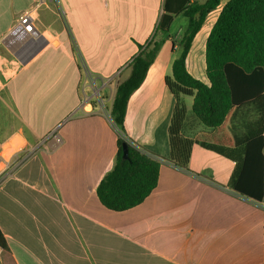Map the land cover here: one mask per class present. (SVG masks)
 Here are the masks:
<instances>
[{
	"label": "crops",
	"instance_id": "crops-1",
	"mask_svg": "<svg viewBox=\"0 0 264 264\" xmlns=\"http://www.w3.org/2000/svg\"><path fill=\"white\" fill-rule=\"evenodd\" d=\"M229 1L208 14L187 57L188 72L207 85V39ZM127 2L129 34L113 41L102 65L99 42L91 40L90 29L74 24V18L82 20L74 13L78 0H0V41L30 11L41 33L33 48L17 55L0 47V96L20 121L0 123V139L7 158L24 159L0 186V231L13 264H264V202L228 189L236 163L195 145L189 169L204 177L199 179L167 161L176 101L165 80L173 76L187 18L175 29L179 16L174 18L126 114L125 138L160 158L158 185L130 210L114 212L101 204L97 187L114 166L118 139L111 119L117 86L111 92L105 83L117 73L119 83L129 77L130 62L163 14L164 0ZM54 3L70 14L67 19ZM183 100L182 135L211 133L192 113L194 97Z\"/></svg>",
	"mask_w": 264,
	"mask_h": 264
},
{
	"label": "trees",
	"instance_id": "trees-1",
	"mask_svg": "<svg viewBox=\"0 0 264 264\" xmlns=\"http://www.w3.org/2000/svg\"><path fill=\"white\" fill-rule=\"evenodd\" d=\"M220 3L221 0H207L204 4L195 0H164L154 36L145 47L140 46V53L129 64V77L117 85L111 109L118 137L117 154L113 168L97 187V196L108 210L133 209L158 185L160 158L125 138V122L130 98L144 83L178 16L187 18L188 25L180 41V55L173 63V76L165 80L176 101L168 128L167 161L204 179L189 169L192 149L199 145L211 150L236 163L228 185L230 191L256 203L264 202V0H230L223 7L206 43L208 85L187 70L194 39L208 14ZM185 96L194 97L192 113L202 125L213 129L211 133L195 138L182 135L187 114ZM0 110L7 111L1 102ZM124 143L128 144V159L123 158ZM0 248V264H13L1 231Z\"/></svg>",
	"mask_w": 264,
	"mask_h": 264
},
{
	"label": "rangeland",
	"instance_id": "rangeland-1",
	"mask_svg": "<svg viewBox=\"0 0 264 264\" xmlns=\"http://www.w3.org/2000/svg\"><path fill=\"white\" fill-rule=\"evenodd\" d=\"M81 4L78 7V10L74 11L75 14L78 16H81L82 20H77L74 18V24L79 29V27H83V25L90 29L89 35L91 37V40H95L96 42H99L100 47V56L101 60L103 61L102 65L107 63V60L112 55V43L116 38H120L123 40L127 39L128 31H127V25H126V13L130 11L131 5L127 2V0H78ZM152 1L154 0H148V4L151 5ZM51 7L61 12L64 8H62L59 4H51ZM72 13V14H74ZM70 14H67L65 17H69ZM64 17V18H65ZM179 19V20H178ZM182 19V20H180ZM187 21L186 18L179 16L177 20L175 21V24L173 23V28H176V25L179 23H182L184 25V22ZM160 37V36H159ZM158 37V38H159ZM72 39V38H71ZM81 40H88L87 38L80 37ZM74 44L76 45L77 41L76 38L73 37ZM171 49L167 50L169 53ZM164 53V52H163ZM119 74L111 79L110 82H106L105 84H109L111 88H109L112 92L119 84ZM108 100L109 96L108 94L105 96ZM110 100V99H109ZM0 102L7 108V111L5 110L4 113L0 114L2 115V118H0V123H4V121L7 120V123H18L20 122L18 119L17 114L12 112L10 103L8 101L7 97L0 98ZM5 119V120H4ZM5 129V128H3ZM31 144V143H30ZM35 144L32 143L34 146ZM44 144L36 145L35 147H32V149L35 151L40 147H44Z\"/></svg>",
	"mask_w": 264,
	"mask_h": 264
},
{
	"label": "built area",
	"instance_id": "built-area-1",
	"mask_svg": "<svg viewBox=\"0 0 264 264\" xmlns=\"http://www.w3.org/2000/svg\"><path fill=\"white\" fill-rule=\"evenodd\" d=\"M66 11H62V15L66 16ZM35 11H30L25 15L20 16L14 27L7 33V35L0 41V47H5L11 51L14 55L20 52L33 48L35 42H37L41 33L36 27ZM57 143H60V138L57 137ZM4 143L0 141V186L5 178L11 176L14 169H16L24 159L16 157L15 160L9 159L4 155Z\"/></svg>",
	"mask_w": 264,
	"mask_h": 264
},
{
	"label": "water",
	"instance_id": "water-1",
	"mask_svg": "<svg viewBox=\"0 0 264 264\" xmlns=\"http://www.w3.org/2000/svg\"><path fill=\"white\" fill-rule=\"evenodd\" d=\"M123 158L128 159V144L127 143L123 144Z\"/></svg>",
	"mask_w": 264,
	"mask_h": 264
}]
</instances>
